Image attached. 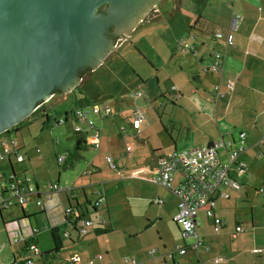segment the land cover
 Returning <instances> with one entry per match:
<instances>
[{
  "label": "crops",
  "instance_id": "0c3cea01",
  "mask_svg": "<svg viewBox=\"0 0 264 264\" xmlns=\"http://www.w3.org/2000/svg\"><path fill=\"white\" fill-rule=\"evenodd\" d=\"M212 2L213 0H206L205 17L201 14L192 26L189 24V39L175 40L173 46L168 44L169 51L167 48L163 56L160 55L156 61L151 62L155 69L156 83L160 86L158 95L167 98L173 109L164 114L165 119L158 113L155 118L146 115L144 110L146 123L137 134L132 127V100L127 106L118 108L116 113L112 108L106 107L111 109L108 116L117 115L119 119L118 121L113 117L109 123L112 126L110 135L106 137L89 114L99 129L100 143L98 148L82 144V150L92 148L98 154H81L80 158L85 160L83 169L72 183L66 180L64 186L62 185L72 188L71 191L54 195L51 200L44 198L43 193L49 190L50 184L61 186L60 180L63 177L59 172L55 174L52 155L56 160L58 156L65 155H57V150L53 149L44 152L40 146L43 141L36 137L30 139L23 136L21 140L16 138L18 151L24 156V161L18 163L15 157H11L10 161L0 160V187L8 183L13 174L31 175L42 192L44 206L38 207L35 202L37 196L32 194L24 207H0V264L22 262L30 255L27 246L25 248V242L29 240L34 241L39 254L52 250L53 227L60 229L59 237L64 245L63 249L67 246L63 241L65 238L73 252L68 253L69 259L66 261H62L60 255L57 256L52 264H127L124 260L121 261L123 256L118 262L112 260L113 256L108 254V249L113 252L116 248L104 245V252L99 251V243L94 246L98 240L94 234L79 236L70 225H64L65 209L86 205L91 215L102 209L103 212L99 211L98 214H103L98 215L96 221L102 219L103 227L113 230L111 219L107 220L105 214L111 205L108 185L115 183L119 193L129 186L137 187L140 193L148 192L151 194L150 202L160 207L156 215L145 216L147 222L143 219L144 232L158 228L163 219L170 223L177 212L178 198L153 180L158 174L157 158L174 150L203 145L220 138L237 141L241 132L246 136L245 148L239 158L247 164V171L240 174L231 170L230 179L238 186L222 185L212 209L198 214L201 217L197 224V236L200 239L197 249L191 247L197 241L196 236L190 237L189 244L176 243L175 249L176 246L188 248L182 254L178 252L180 257L170 256L171 262L168 263L164 255L157 256L158 246H165L168 239L166 233L159 232L160 242H154L156 245L144 242L141 247L132 250V254L125 256H132L142 264H264V192H259V187L264 184V0H234L232 3L228 0L222 1L218 10L210 8ZM232 12L240 14L242 20L239 30L232 35L234 46L226 48L222 79L223 83L229 78L234 80V89L230 95L213 102L211 90L218 76L207 71L206 67L212 61L213 50L224 49V45L211 34L227 28ZM179 41L183 42L182 46ZM163 83L169 86L161 87ZM170 85H174L176 89ZM222 87L224 88V84ZM99 115L105 117L104 113L102 115L99 112ZM70 123L73 129L71 119ZM82 128L84 133L79 135L86 141L91 131L87 130L86 124ZM127 146H130V150L126 149ZM223 154V151L220 152V156ZM107 157L113 159L117 169L109 167ZM105 162L111 171L106 170ZM181 179L180 173L175 172L174 184ZM69 183L71 187L68 186ZM100 196L105 200L97 211H92L87 202L93 205ZM155 197L162 202L155 203ZM214 218L223 222L217 232L214 231ZM238 226L242 230L236 231ZM140 233L136 230L125 234L133 237ZM70 239L78 244L75 245ZM200 247L203 258L199 252ZM189 250L195 253L191 261L186 259L190 256L184 257ZM74 254L80 257L75 263L71 261ZM97 255L102 258H95ZM218 257L222 260L216 262Z\"/></svg>",
  "mask_w": 264,
  "mask_h": 264
},
{
  "label": "rangeland",
  "instance_id": "374dc122",
  "mask_svg": "<svg viewBox=\"0 0 264 264\" xmlns=\"http://www.w3.org/2000/svg\"><path fill=\"white\" fill-rule=\"evenodd\" d=\"M222 1L227 2V0H213L210 8L218 10ZM232 1L234 0H228L229 3H232ZM198 12L203 14L204 17L206 16L204 0H157L149 13L138 23L136 21L141 16L137 18L134 22V24L137 23L136 26L125 37L116 42L114 49L96 69L86 75L83 80H80L70 92L54 94L47 102L41 103L31 114L30 123L22 125L19 130L12 132L11 135L17 140H21L23 136L30 139L36 137L38 140L43 141L40 146L44 152L52 149L57 150V155L67 156L65 163L69 164L72 161V157H69V155L76 151L75 143L78 134L76 135L73 132L70 121L57 125L55 120L63 118L64 113L69 112L72 108L82 107L89 110L91 117L101 127L104 137L110 135L112 126L109 123H111L113 117H116L118 121L119 119L117 115L101 117L99 112L103 115L106 107H110L116 113L118 108L123 105L127 106L128 102H131L132 99L128 97L133 92L140 91L142 93L140 106L146 110V115L155 118L158 113L165 119L164 114H168L173 107L167 98L158 95L160 86L156 83L155 69L151 62L156 61L160 55L163 56L167 48L169 51L168 44L173 46L175 40L190 38L187 35L191 30L189 24L192 26L194 21L198 19ZM165 85L169 86L167 83H163L161 87ZM152 96L154 97L150 100ZM81 97H86L89 103L85 106H79L78 99ZM131 108L133 109V106ZM44 111L50 116V126L42 129V122L45 117L41 115V112ZM147 118L150 122V118L148 116ZM81 125L84 126L85 124L81 123ZM87 149L81 151L83 156L90 153L98 154L96 149ZM52 159L56 167L55 174L57 172L63 174L60 180L61 186H64L66 180L72 183L85 164V160L79 158L77 161L75 160L74 165L63 169L58 165L54 155H52ZM105 167L106 170L111 171L106 162ZM70 183L68 186H70ZM108 187V197L111 205L107 213L108 216L105 214V217L107 220L111 219L113 230L111 229V231L96 237L98 240L94 243V246L99 243V251L104 252V245H108L112 249L116 248L113 252L108 249V254L110 253L113 256L112 260L118 262L122 256L121 261L125 258H133L125 255L132 254V250L141 247L144 242L156 245L154 242H160L158 233L161 232L166 233L168 239L165 246L163 244L158 246L157 256L164 255L168 263L171 262L170 254L174 258L180 257L175 249V244H179V242L180 244H189L191 238H183L173 221L169 223L166 219H163L158 224V228H153L147 232L142 229L145 216H154L160 209L159 206L150 202L151 194L146 191L140 193L138 188L134 186L125 187L120 193L115 183L113 185L109 183ZM99 211L103 212L102 209H99ZM99 211L92 214L93 219L96 220L98 215L103 214H98ZM200 217L201 215L198 216V218ZM136 230L141 232L139 236L128 237L125 234L131 231L136 232ZM63 241L67 246L58 256H61L62 261H66L69 259L68 253L73 251L70 250V246L67 244L68 239L64 238ZM125 243L127 246H125ZM84 247H86L85 244ZM199 252L201 258H203L202 247L199 248ZM105 255L107 256V254ZM194 256L195 253L190 250L184 255L190 261L193 260ZM54 260L56 259L54 258Z\"/></svg>",
  "mask_w": 264,
  "mask_h": 264
},
{
  "label": "water",
  "instance_id": "95a60500",
  "mask_svg": "<svg viewBox=\"0 0 264 264\" xmlns=\"http://www.w3.org/2000/svg\"><path fill=\"white\" fill-rule=\"evenodd\" d=\"M156 1L0 0V133L55 90L75 88L77 71L96 69L116 45L112 35L125 37Z\"/></svg>",
  "mask_w": 264,
  "mask_h": 264
},
{
  "label": "built area",
  "instance_id": "2783aa9c",
  "mask_svg": "<svg viewBox=\"0 0 264 264\" xmlns=\"http://www.w3.org/2000/svg\"><path fill=\"white\" fill-rule=\"evenodd\" d=\"M242 16L236 12H232L227 28L223 30H216L213 32V37L216 40L222 41L224 49H216L212 53V62L207 71L218 75L217 82L213 84L211 90V100L217 101L220 97L230 95L234 89V80L226 79L223 83V71L226 58V48L234 46L233 33L240 28ZM183 45L182 41H179ZM188 49V46L185 47ZM224 84V88L222 85ZM171 88L176 89L174 85ZM140 91L133 92L129 98L133 101V109L131 111L132 127L138 134L142 126L146 123V115L144 109L140 106ZM90 111L86 108L78 107L74 111V118L72 119L73 131L83 135L84 129L81 123L87 125V130L91 131L90 137L86 140V144L95 148L99 147V129L94 125L92 119L89 117ZM111 114V109L106 108L104 116ZM78 122V123H77ZM64 119H59V124H63ZM124 130V128H122ZM0 133V160L15 157L18 163L24 161V156L18 151V142L11 134ZM245 133L241 132L238 135V140L233 142L231 140L219 139L203 145H194L182 150H174L171 153L159 156L157 158V177L153 180L158 182L164 188L170 190L178 198L177 212L173 216V221L179 227L181 236L183 238L196 236L197 241L192 247L197 248L200 244V239L197 236L198 214L201 211L212 209L215 204V197L219 193V189L224 184H233L238 186L230 179L229 172L235 170L242 174L247 171V164L242 161L239 156L245 148ZM130 150V146L126 147ZM220 151H223V156H220ZM58 163L65 161V156L57 158ZM107 162L111 169H117V165L111 157H107ZM179 172L181 181L177 184L173 182V175ZM72 188L60 186L52 183L49 190L44 192V198L51 200L52 196L62 192L71 191ZM259 192H264V184L259 187ZM41 191L39 190L35 180L31 175L13 174L8 183L0 187V207L8 208L12 205L26 206L29 201V196L35 194L36 205L38 207L44 206V199H42ZM228 196V194H223ZM104 197L96 199L95 206L103 202ZM155 203H161L159 198L154 199ZM66 211H73L68 208ZM98 222H103L100 219ZM94 221L90 217H83L78 222V228L81 234H86L87 231L94 225ZM222 220L214 218V231L217 232L222 227ZM242 228L238 226L236 231ZM235 236V235H234ZM17 240V239H15ZM186 247L176 246L179 253H184ZM30 255L26 256L27 264H34L33 257L38 253L37 246L34 242L27 245ZM172 257V254L170 255ZM95 258H102L97 255ZM80 257L77 254L72 255L71 261L78 262ZM216 262L222 260L221 257L215 259ZM93 261V260H92ZM90 261V262H92ZM124 262L127 264H142L137 262L135 258H125ZM59 264V263H55Z\"/></svg>",
  "mask_w": 264,
  "mask_h": 264
},
{
  "label": "trees",
  "instance_id": "16d2710c",
  "mask_svg": "<svg viewBox=\"0 0 264 264\" xmlns=\"http://www.w3.org/2000/svg\"><path fill=\"white\" fill-rule=\"evenodd\" d=\"M206 4V0H204V5ZM198 18L201 17V13L198 12L197 13ZM213 37V33L211 34ZM214 38V37H213ZM215 39V38H214ZM216 50V49H215ZM214 51V50H213ZM213 53V52H212ZM212 62V61H211ZM215 74V73H214ZM217 75V74H216ZM218 76V75H217ZM217 82V81H216ZM215 82V83H216ZM54 94H61V92L59 90H57ZM78 103L79 106H85L89 103V100L86 97H81L78 99ZM78 108V107H76ZM76 108H72L69 112H65L64 113V123L68 122V120L72 121V119L74 118V111ZM45 119L42 122V129H45L46 127L50 126L49 124V118L50 116L47 114V112H41ZM31 115L27 118H25L24 120H22L21 122H19L17 125L13 126L12 128H10L9 130L4 131L3 134H11L12 132H15L17 130H19L21 128L22 125L24 124H29L31 121ZM55 124H59V119L55 120ZM75 133V132H74ZM76 135L78 133H75ZM221 139V138H220ZM223 139V138H222ZM219 140V139H217ZM233 142H236L234 139H229ZM238 140V139H237ZM82 144H86V141H84L81 137V135L78 134V136H76V144H75V149L76 151L73 154H70L69 157H72V161L67 164L65 163L67 160V156H65V161L63 163H59L61 168H66L67 166H72L75 163V160L77 161L80 157H81V150H82ZM222 152V151H220ZM59 157V156H58ZM57 157V158H58ZM74 160V162H73ZM101 197V196H100ZM105 200V199H104ZM103 200V201H104ZM96 199L92 203L87 202V204L90 206V208L92 209V211H97L98 207H100L102 205L103 202L99 203V205L95 206ZM91 212H89L86 208V205L84 206H78L76 208H73V211H66L65 210V221H64V225H70L72 230L75 231L79 236L83 235L80 233L79 228H78V222L81 218L83 217H90L91 219L93 218V216L90 214ZM95 223L92 227H90V229L87 231L85 235L92 233L94 234V236H98L104 233H107L109 231H111L110 228H105L103 227L104 223L101 222H97L95 219H92ZM179 228V227H178ZM180 230V229H179ZM51 233L54 239V248L52 250L46 251L44 253L41 254H37L33 257V263L36 264V262L41 261L42 264H52L53 259L57 258L58 254L60 253V251L63 249L64 245L62 244L60 237H59V233H60V229L58 227H53L51 228ZM71 240V239H70ZM75 245H77L78 243L74 240H71ZM34 242L33 240H29L27 242H25V248L26 246L31 243ZM192 247V246H191ZM198 247V246H197ZM188 248V247H187ZM186 248V249H187ZM194 248V247H193ZM197 249V248H195ZM177 250V249H176ZM18 264H27L26 263V259H24L22 262H19Z\"/></svg>",
  "mask_w": 264,
  "mask_h": 264
},
{
  "label": "flooded vegetation",
  "instance_id": "af4514ba",
  "mask_svg": "<svg viewBox=\"0 0 264 264\" xmlns=\"http://www.w3.org/2000/svg\"><path fill=\"white\" fill-rule=\"evenodd\" d=\"M103 10V7L101 6V7H99L98 9H97V11H102ZM149 13V12H148ZM113 26H109L108 27V32L111 34V33H113ZM112 37L116 40V42L119 40L118 39V37H116V36H114V35H112ZM91 71L89 70V69H85V68H82V69H80V70H78L77 71V75L78 76H81V80H83V78L86 76V75H88L89 73H90ZM57 90H55V92H56ZM54 92V93H55ZM39 107V106H38Z\"/></svg>",
  "mask_w": 264,
  "mask_h": 264
},
{
  "label": "bare ground",
  "instance_id": "6f19581e",
  "mask_svg": "<svg viewBox=\"0 0 264 264\" xmlns=\"http://www.w3.org/2000/svg\"><path fill=\"white\" fill-rule=\"evenodd\" d=\"M84 235V234H83ZM187 248V247H186Z\"/></svg>",
  "mask_w": 264,
  "mask_h": 264
}]
</instances>
